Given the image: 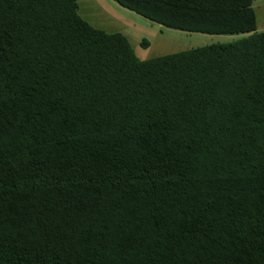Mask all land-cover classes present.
Masks as SVG:
<instances>
[{
    "label": "trees",
    "instance_id": "16d2710c",
    "mask_svg": "<svg viewBox=\"0 0 264 264\" xmlns=\"http://www.w3.org/2000/svg\"><path fill=\"white\" fill-rule=\"evenodd\" d=\"M246 34L150 59L78 0H0V264H264L253 0H113Z\"/></svg>",
    "mask_w": 264,
    "mask_h": 264
},
{
    "label": "rangeland",
    "instance_id": "374dc122",
    "mask_svg": "<svg viewBox=\"0 0 264 264\" xmlns=\"http://www.w3.org/2000/svg\"><path fill=\"white\" fill-rule=\"evenodd\" d=\"M79 13L90 24L109 32H119L129 41L135 55L150 59L208 44H225L246 34H204L170 29L153 23L113 0H78ZM257 31H264V0H253Z\"/></svg>",
    "mask_w": 264,
    "mask_h": 264
}]
</instances>
